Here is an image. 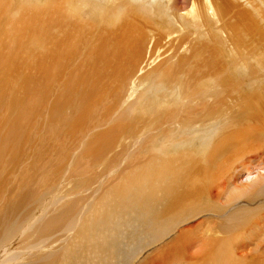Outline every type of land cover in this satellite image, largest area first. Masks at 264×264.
Masks as SVG:
<instances>
[{"label": "bare ground", "instance_id": "1", "mask_svg": "<svg viewBox=\"0 0 264 264\" xmlns=\"http://www.w3.org/2000/svg\"><path fill=\"white\" fill-rule=\"evenodd\" d=\"M25 1L31 0H19L22 8L18 9H26L27 4L22 3ZM43 3L41 7L48 18L55 17L48 23L50 49L57 50L60 43H66L65 23L70 24L73 18L93 28L96 39L103 37L111 43L106 52L110 61L115 59L122 64L126 60L120 50L126 40L132 51H138L139 63L135 72L128 75L126 81L130 79V86L119 109L137 96L138 86L146 85L138 100L128 103L126 111L123 109L119 114V120L104 137L107 140L101 141L97 150L83 155L87 160L74 162L75 167L57 173L50 185L46 184L45 200L40 201L31 220L43 213L52 198L63 202L66 196H74L82 188L87 190L98 183L102 174L109 175L105 168L117 159L124 161L130 157L127 149L140 139L143 156L137 172L125 164L123 175L117 176L119 184L124 183L116 184L115 188L114 183V189L108 187L109 198L104 196L102 200L103 192L102 201L97 196L99 202L96 198L97 202L88 205L82 196L68 200L58 214L36 225L31 241V231L23 239L20 234L16 238L15 233L12 235L22 220L13 222L15 210L25 202L22 198L29 194V189L19 185L17 192L22 198L8 202L1 196L0 199H5L0 213V263L22 260V254L35 249L39 264H55L58 260L73 264V260L82 256L85 264H120L117 260L120 243L128 246L132 239L137 244L144 239L142 245L150 246L164 236L169 239V233L175 231L185 251L195 245L206 249L198 258H202L200 264L223 262L227 254L234 255L232 249L242 254L249 249L251 255L255 248L250 246L256 242L263 246L264 197L260 196L264 191L260 190H264V176L239 186L235 181L239 172L247 169L246 161L254 163L261 158L259 163L255 162L257 167L264 162V0H43ZM16 15L19 17L20 13ZM76 28L79 27L73 29ZM65 49L61 50L63 55ZM59 64L55 59L54 65ZM145 70L155 75L152 77L150 73L142 78ZM130 138L132 144L125 145ZM118 145L122 146L119 151L115 149ZM99 167L102 171L96 170ZM72 181L73 188H67ZM242 196V201L234 200L238 208L225 209L227 203ZM81 204L87 205L86 212ZM98 208L101 211L96 212ZM114 208L121 212L120 216L115 215V210L111 212ZM80 211L83 215L78 220ZM122 212H129L139 226L124 234L123 242L120 239L111 245L97 246L91 235L100 230L107 236H115L118 227L115 222L123 216ZM110 215L118 216L114 223ZM124 223L119 227L125 226ZM60 229L74 234L73 243L62 249L58 259L55 253L49 259H44L42 253L38 255L51 234ZM14 245H23L21 248L25 250L15 251ZM12 251L15 253L11 254ZM185 251L180 256L189 261L187 264H195L190 262L193 256L187 258Z\"/></svg>", "mask_w": 264, "mask_h": 264}, {"label": "rangeland", "instance_id": "2", "mask_svg": "<svg viewBox=\"0 0 264 264\" xmlns=\"http://www.w3.org/2000/svg\"><path fill=\"white\" fill-rule=\"evenodd\" d=\"M26 2L28 1L22 3L28 5V7L25 5L28 11L23 8V11L26 10V12L23 13L21 9H18L22 8V4L19 5V0H0V197L5 196L6 199H4L7 202L12 199H19L22 197H20L17 192L18 186H22L23 189H29V194L25 196L26 198H22L25 202H21L15 210L16 213H14L16 216L13 222H16L18 219L22 220L19 227L13 229L15 231L11 233L12 235L15 233V238L20 234L21 238H19L23 239L28 235L27 233L31 231V233H29V235L32 234L30 237L31 241V239L35 238L33 229L36 225L41 221L44 223V221L51 216L58 214L60 210L65 207L63 205H65L64 203H67L68 200L82 196L85 197V203H87V205L93 202H99L100 195L103 192L105 194H102L103 197L102 195L101 197L102 200L105 199L106 191L109 189L108 187L113 188L114 186L115 188V186H117L116 184H118V186L123 185L122 183L124 182H120L119 184L120 177L118 178L117 176L123 175V168L125 170L124 166L126 163L130 166L128 169L137 172V169H139L137 167H139L142 161L141 156H143L140 150L141 139L134 144L133 147L131 145V147L129 146L130 149H127V152L128 150L131 152H128V156L130 154V157L124 161L115 160L116 167L115 163L112 162L113 165H108L105 168L104 172L106 171L107 174L109 172V175L102 174L101 178L103 180L101 178L99 180L101 183L98 181V183L96 182L97 184L94 183L95 185L93 184L90 188L88 187L89 189L87 190L82 188L83 190L81 189V192L78 194L66 196L63 202L52 198L45 204H49V206L42 210L43 213L31 220L38 210L40 201L45 200L43 198L47 193L46 184L49 183L50 185L51 179H53L57 173L59 174L68 167H75L76 165L73 166L74 162L80 163L83 162V160H87V156L84 157L83 155L90 154L93 149L97 150L99 144L106 139L104 138L107 135L106 133H110L111 129L114 127L115 124L113 123L119 120V114L124 112L130 102L138 100V95L144 91L146 84H143L144 87L142 85L137 87V98L133 96V100L130 99L131 101H128L126 106H124L126 107L125 109L124 107L119 109V104L123 102V98L130 86V79L128 83L126 81L128 75L130 76L133 71L135 72L139 63L138 51H132L130 42L124 40L127 45H122L120 50H122L126 60L124 61V58L122 64L115 59L114 61H110V56L109 54L106 55V52H109L111 43L108 40L105 41L103 37L101 39L100 37L96 39L93 36V28H90V26L86 27L78 20H73V18L70 24L65 23V30H67H64V39L66 43H60L59 45L61 47L58 46L57 50H52L50 49L48 23H52L55 17L51 16V18H48L44 7H41L44 5L43 0H31L28 3ZM10 9L12 10L10 11ZM14 11L18 12L16 14L20 13L19 17L14 14ZM66 26L68 28H66ZM75 27L79 28L73 29ZM35 31L39 33L36 35ZM74 31L78 32L74 33ZM35 40L39 42V44L36 43L37 45H35ZM64 49L65 55H63L64 53L62 52ZM123 50L127 52L125 53ZM54 54L56 56H54ZM55 59L60 62L58 66L54 65ZM147 70L150 71V69ZM149 71H146L147 73L144 72L146 74L142 75V78L150 74L151 72L148 73ZM51 72L52 74H49ZM154 73L155 72H153V74L151 73L152 77L155 75ZM112 102H116L115 106ZM142 124L143 123H140V125ZM92 127L94 128L93 130L91 129ZM101 133H103V135ZM124 143L125 145L132 144V139H126ZM121 145H118L119 147L117 146L118 148L116 147L115 149L119 151L122 147ZM260 159L259 161H254L259 163ZM132 162L134 164L133 166ZM255 162L246 161L244 166H246L247 169L239 172L235 181L236 185L249 184L252 180L255 181L258 177L264 176V162L258 167ZM101 169L102 167H99L96 170L99 171ZM67 172L68 169L63 173ZM121 180L123 181L124 179L121 178ZM114 183L115 185H113ZM23 184H26L27 187L30 188L25 187ZM67 185H69L67 188H73L74 183L72 181ZM29 195H31L32 198ZM260 197H264V195L262 194ZM241 198L244 197L233 199L230 203H227L225 209L237 207L235 206L236 202L234 200L242 201ZM4 199H0V213L2 211L1 208ZM95 199L97 201H95ZM102 200L100 199V201ZM108 203H110V201H108ZM111 203L114 204L113 201H111ZM87 205H80L81 208L84 209V212L87 211ZM110 207L111 205L108 208ZM100 209L101 208H98L96 212L98 210L101 211ZM105 211L106 209L102 212ZM112 211L116 213L115 215H118V213L119 216L121 215V212L116 208L112 209L111 212ZM25 214L27 217L24 216ZM124 214L122 217H119V219H117L118 216L112 217L110 215V219L113 223L117 219L115 223L118 224V227L125 221V226L119 227L120 231L118 227L115 229V236H107L105 233L100 232V230H96L95 232L97 233L91 235V239L96 241L97 246L102 247L105 244L111 245L114 240L118 242L124 234L129 233L130 230L136 229L139 226V223L131 219L129 212H125ZM77 215L76 218L81 220L83 212L80 211ZM175 232L169 233V239L168 236H164L162 239L163 241L161 239L157 241L159 244L155 242L150 246L142 245L144 239L140 240V237H138V240L141 242L140 244H137L135 239H132L133 241L128 246H126L125 243H120V253L117 256V260L120 261V264H187L189 261H184L180 256L185 250L180 241L176 239ZM73 236V233L70 234V232L68 233L60 229L51 234L48 241H46L45 248L40 250L38 255L42 253L44 259H49L50 256L53 255L52 253H55L54 255L58 259L57 256L62 253V249H64V247L67 248L69 243H73L71 240ZM179 238L181 237L179 236ZM54 239L57 240L54 241ZM121 240L123 242L124 238ZM52 241L54 242L52 243ZM262 244L261 242H256V244H254L256 247L251 245L250 247L255 248V251H253V248H250L253 249L251 255L249 254V249L243 251V254L240 250L238 252V250L232 249L234 255L227 254L223 262L219 263L264 264V254L262 252V254H260V250H264V245L262 246ZM17 247L20 249L18 250ZM21 247H19V245H14L13 250H25ZM154 247L157 248L155 249ZM124 250L127 254H125ZM135 250L137 251L132 255L131 253ZM83 251L82 248V255L84 254ZM13 252L14 251H12L11 254H13ZM186 252L187 251H185V253ZM205 252L206 249L201 250L198 245H195L187 252V258L193 256L194 260L190 262L200 264L202 258L199 259L200 262L198 258L200 255L202 257ZM35 253L37 254V250H30L29 254H22V257H24L22 260H13L8 261V263L0 264H39L41 260L37 259ZM237 254H240L239 257L241 256V259H237L239 258ZM31 255L34 256L31 257ZM245 255L247 258L244 257ZM7 257L8 255L6 259ZM79 258L80 259L73 260V264H76L75 261H79V264H85L84 256ZM179 258L181 261L178 260ZM58 263L67 264L63 260H58L55 264ZM99 263L100 262H98V264Z\"/></svg>", "mask_w": 264, "mask_h": 264}]
</instances>
